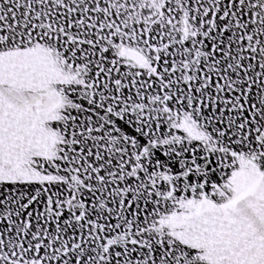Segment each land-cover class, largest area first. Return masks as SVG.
<instances>
[{"label":"snow or ice","instance_id":"1","mask_svg":"<svg viewBox=\"0 0 264 264\" xmlns=\"http://www.w3.org/2000/svg\"><path fill=\"white\" fill-rule=\"evenodd\" d=\"M0 264H264V0H0Z\"/></svg>","mask_w":264,"mask_h":264}]
</instances>
